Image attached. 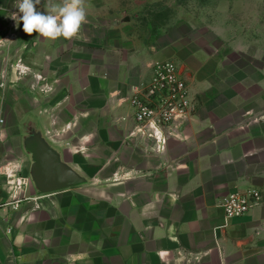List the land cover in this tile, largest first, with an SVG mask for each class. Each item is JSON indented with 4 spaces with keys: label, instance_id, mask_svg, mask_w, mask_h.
<instances>
[{
    "label": "crops",
    "instance_id": "crops-1",
    "mask_svg": "<svg viewBox=\"0 0 264 264\" xmlns=\"http://www.w3.org/2000/svg\"><path fill=\"white\" fill-rule=\"evenodd\" d=\"M17 5L0 0V264H264L263 43L140 32L103 0H83L77 35L50 40L14 27ZM170 59L197 107L160 150L130 135L128 99ZM27 120L85 184L34 189ZM247 190L261 202L226 219L222 198Z\"/></svg>",
    "mask_w": 264,
    "mask_h": 264
},
{
    "label": "rangeland",
    "instance_id": "rangeland-1",
    "mask_svg": "<svg viewBox=\"0 0 264 264\" xmlns=\"http://www.w3.org/2000/svg\"><path fill=\"white\" fill-rule=\"evenodd\" d=\"M103 3L106 9L117 12L120 20L131 21L140 32L176 30L182 36H191L192 30L213 33L247 51L255 48L256 42L264 45V29L259 28L264 27V0H103ZM26 125L24 132L30 130V125Z\"/></svg>",
    "mask_w": 264,
    "mask_h": 264
},
{
    "label": "built area",
    "instance_id": "built-area-1",
    "mask_svg": "<svg viewBox=\"0 0 264 264\" xmlns=\"http://www.w3.org/2000/svg\"><path fill=\"white\" fill-rule=\"evenodd\" d=\"M3 86L4 83H0V87ZM128 102L135 128L130 135L152 139L160 150L165 147L169 131L185 123L197 107L180 65L171 60L155 62L150 77L131 88ZM3 124L0 117V125ZM1 186L0 179V191ZM261 200L258 191L247 190L223 197L220 206L224 217L232 219L243 216ZM6 204L0 203V207Z\"/></svg>",
    "mask_w": 264,
    "mask_h": 264
},
{
    "label": "water",
    "instance_id": "water-1",
    "mask_svg": "<svg viewBox=\"0 0 264 264\" xmlns=\"http://www.w3.org/2000/svg\"><path fill=\"white\" fill-rule=\"evenodd\" d=\"M30 125V130L27 125ZM20 147L30 160L29 177L41 194L54 193L83 185L87 180L60 160V156L43 138L41 132L27 120L20 129Z\"/></svg>",
    "mask_w": 264,
    "mask_h": 264
},
{
    "label": "clouds",
    "instance_id": "clouds-1",
    "mask_svg": "<svg viewBox=\"0 0 264 264\" xmlns=\"http://www.w3.org/2000/svg\"><path fill=\"white\" fill-rule=\"evenodd\" d=\"M41 0H18L16 12L10 17L14 27L22 22V31L27 35L35 31L39 36L50 40L63 37L65 39L77 35L82 23L86 20L83 0H63L58 6H50L47 13L37 11L36 6ZM8 40L0 39V44H7Z\"/></svg>",
    "mask_w": 264,
    "mask_h": 264
}]
</instances>
